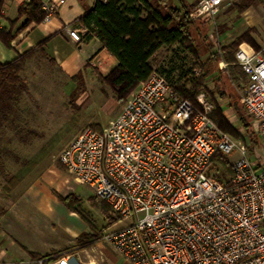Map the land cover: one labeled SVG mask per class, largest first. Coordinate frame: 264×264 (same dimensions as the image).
<instances>
[{
    "label": "built area",
    "instance_id": "2783aa9c",
    "mask_svg": "<svg viewBox=\"0 0 264 264\" xmlns=\"http://www.w3.org/2000/svg\"><path fill=\"white\" fill-rule=\"evenodd\" d=\"M227 0H196L194 20H213ZM49 20L66 0H41ZM84 34L86 30H84ZM77 43L80 29H69ZM240 47L236 64L248 77L240 103L260 146L222 131L214 105L177 95L157 70L129 96L102 132L83 129L60 154L80 183L107 202L125 225L101 240L130 264H264V58ZM227 65L225 64V67ZM201 70L196 69L195 75ZM236 154V158L230 157ZM231 175L209 172L217 156ZM223 175V173H221ZM64 256L37 264H72Z\"/></svg>",
    "mask_w": 264,
    "mask_h": 264
},
{
    "label": "trees",
    "instance_id": "16d2710c",
    "mask_svg": "<svg viewBox=\"0 0 264 264\" xmlns=\"http://www.w3.org/2000/svg\"><path fill=\"white\" fill-rule=\"evenodd\" d=\"M249 3L264 6V0H249ZM196 6V0H96L91 8L85 10L77 23L87 30L85 38H97L103 48L117 60V65L109 74L103 76L95 72V75L99 83L112 91L119 106L123 107L131 93L153 73L155 70L152 64L153 59L163 50L168 51L173 47H178L193 58V66L201 70L200 74L191 73L173 82L170 80L171 71H160V73L167 79L177 95L197 106H199L198 96L203 92L206 93L210 102L214 104V109L209 114L210 119L222 131L242 141L253 150L260 143L252 133L250 117L246 114L248 117L246 119V115L244 116V107H239L235 102L229 104L231 111L233 110L238 116L242 127L240 131V127L234 126L224 115L225 110L221 105V101L225 99L224 93L219 90V87L211 88L208 80L214 72H218V74H226L230 83L238 89L247 86L248 77L236 64L235 53L242 45L247 46L253 53L262 52L263 55L264 49L254 39L255 29L251 28L226 45L208 49V57L202 59L204 56L196 41L197 34L200 35L198 23L206 24L208 27L211 20L192 19L191 14ZM246 8L247 6H244L241 10ZM45 17L46 12L42 9L41 0H30L19 9L18 19L25 18L24 26L31 23L39 24L44 21ZM15 24L16 21H13L9 23L8 28L0 27V41L8 48L17 33L12 30ZM45 43L46 40L39 44L37 50L21 55L11 63L0 64V92L7 85L25 89V81L20 76L21 72L27 61L35 54L42 52L41 47ZM222 63L227 66L221 67ZM214 66H216V71L212 72ZM88 128L98 132L103 130L90 126ZM38 156L37 159H32L24 165V170H26H23L24 172L22 171L20 175L6 176V192L14 190L36 168L41 160L40 155ZM214 161L222 166L224 173L232 174L230 163L226 158L219 155ZM61 169H65L63 164H61ZM217 178L222 180L223 175L220 174ZM54 194L69 211H75L72 204L77 199L73 195L63 197L56 192ZM99 203L107 221V227L115 226L122 221L107 202ZM104 231L84 235L77 242V246L79 249L89 247L95 241L101 240ZM61 255L60 252L42 257L31 254V258L32 260L47 259V262H51Z\"/></svg>",
    "mask_w": 264,
    "mask_h": 264
},
{
    "label": "rangeland",
    "instance_id": "374dc122",
    "mask_svg": "<svg viewBox=\"0 0 264 264\" xmlns=\"http://www.w3.org/2000/svg\"><path fill=\"white\" fill-rule=\"evenodd\" d=\"M244 6L247 8L241 10ZM198 25L200 35L197 34L196 41L203 56L208 53V49L226 44L251 28L255 29L254 39L264 49V6L250 4L249 0H227L208 27L206 24ZM242 46L248 49L247 46ZM258 53L264 58L262 52ZM152 64L159 72L171 71L170 80L173 82L194 73L197 68L193 66V58L178 47L161 51L153 59ZM213 71H216V66L212 67ZM27 76L28 85L25 81V89L18 90L13 85H7L0 92V188L6 185L7 175H20L25 168L24 165L40 155L38 165L31 171V175L24 179L31 181L41 171L50 167L53 172L49 175L55 187L53 195L55 196L56 192L63 197L73 195L77 199L72 204L75 208L73 211L75 217L71 222L83 229V236L90 233L98 234L105 230L104 234L125 225L126 222L121 221L115 226L107 227L100 201L96 199L93 190L80 183L65 166V169H61L60 161V154L67 146L66 142L88 126L94 129L107 127L120 115L123 107L118 105L108 87L98 80L100 86L95 81L83 82V75L79 76L77 82L71 83L56 71L47 73L42 68L39 74ZM208 85L211 88L219 87L224 93L225 99L221 101L225 110L224 115L242 131L238 116L231 111L229 104L235 102L241 107L240 99L247 86L238 89L230 83L226 74L218 72H214L209 78ZM207 99L210 102V98ZM243 113L245 116L246 113L244 111ZM52 117L55 118L54 121ZM245 118L248 119L247 115ZM48 125L50 129L47 130L45 127ZM35 137L40 143H31ZM42 141H47L48 144L41 143ZM48 154L49 159L46 158ZM236 156L234 154L230 159L234 160ZM208 171L216 172L217 176L223 173L222 179H225L224 175H228L224 170L221 171L216 163H213ZM91 225L95 228L93 229Z\"/></svg>",
    "mask_w": 264,
    "mask_h": 264
},
{
    "label": "crops",
    "instance_id": "0c3cea01",
    "mask_svg": "<svg viewBox=\"0 0 264 264\" xmlns=\"http://www.w3.org/2000/svg\"><path fill=\"white\" fill-rule=\"evenodd\" d=\"M29 1L0 0V27L8 28L10 22L16 21L12 30L17 32L9 48L0 41V64L11 63L19 56L37 50L46 40L42 52L27 61L21 72L24 81L28 80L27 74H39L42 68L47 73L56 71L68 83L77 82L81 75L83 82L97 83L95 72L106 76L117 65V60L97 38H85L87 30L77 23L96 0H66L51 19L24 26L25 18L18 19L19 9ZM74 28L83 34L80 43L68 34V30ZM221 67H225V63ZM45 128L48 130L50 126ZM76 136L66 142L67 145ZM31 143L40 142L35 137ZM41 143L48 144L47 141ZM46 158L49 159L50 154ZM50 172L53 170L48 167L31 181L27 179L29 174L10 192L5 191L6 185L0 188V264H37L40 259L32 260L31 254L42 257L55 252H60L61 257L73 258L72 264H130L102 240L79 249L77 242L83 236V229L72 224L73 212L53 195L55 187Z\"/></svg>",
    "mask_w": 264,
    "mask_h": 264
}]
</instances>
